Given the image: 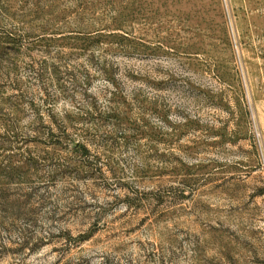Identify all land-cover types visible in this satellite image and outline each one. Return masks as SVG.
Returning <instances> with one entry per match:
<instances>
[{"label":"rangeland","instance_id":"1","mask_svg":"<svg viewBox=\"0 0 264 264\" xmlns=\"http://www.w3.org/2000/svg\"><path fill=\"white\" fill-rule=\"evenodd\" d=\"M0 264H264V0H0Z\"/></svg>","mask_w":264,"mask_h":264},{"label":"trees","instance_id":"2","mask_svg":"<svg viewBox=\"0 0 264 264\" xmlns=\"http://www.w3.org/2000/svg\"><path fill=\"white\" fill-rule=\"evenodd\" d=\"M51 138L57 140V141H62V140H65V139H69L68 138V135H66V132L63 131V130H60V131H57L56 133H51L50 134ZM84 148V143L83 142H79V143H76V148Z\"/></svg>","mask_w":264,"mask_h":264}]
</instances>
